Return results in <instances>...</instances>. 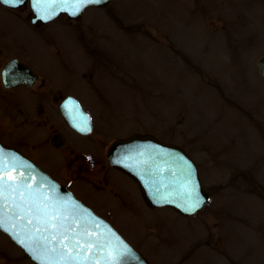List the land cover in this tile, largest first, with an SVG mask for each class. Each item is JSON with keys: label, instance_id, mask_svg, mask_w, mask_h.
<instances>
[{"label": "rangeland", "instance_id": "rangeland-1", "mask_svg": "<svg viewBox=\"0 0 264 264\" xmlns=\"http://www.w3.org/2000/svg\"><path fill=\"white\" fill-rule=\"evenodd\" d=\"M27 12L0 6V38L21 46L7 47L0 68L13 55L33 63L55 106L75 96L95 126L88 137L67 133L66 142L94 154V169L83 162L80 169L68 145L52 148L47 132L34 146L45 166L65 184L73 178L68 187L98 212L109 211L113 218H104L150 264H264V80L256 66L264 0H113L41 29ZM31 90L0 89V109L14 104L12 96L25 104ZM9 132L2 143L21 146ZM133 135L193 158L211 195L202 212L148 207L137 183L109 168L110 143ZM0 264L32 263L0 232Z\"/></svg>", "mask_w": 264, "mask_h": 264}, {"label": "water", "instance_id": "water-1", "mask_svg": "<svg viewBox=\"0 0 264 264\" xmlns=\"http://www.w3.org/2000/svg\"><path fill=\"white\" fill-rule=\"evenodd\" d=\"M111 1L101 0L99 4H89L78 12L72 7L76 0H41V3L52 4V7L47 9H37L34 0H29V3L35 16L32 22L46 24L61 14H66L69 19H78L85 9L105 8ZM0 3L11 8H17L24 4L12 6L10 3H3V0H0ZM257 68L259 75L264 79V57L258 61ZM2 79L6 88L20 84L31 86L37 80V75L21 62L14 60L4 68ZM60 111L68 125L75 131L82 135L91 132L92 125L89 118L73 98H67L60 106ZM0 157L7 159L9 163L12 157H16L19 162L30 165L29 168H18L10 172L9 175L30 176L27 183L33 190L41 188L53 204L67 203L69 209L72 204H75L74 211L77 218L82 217V223L87 224L94 236L102 238L105 247L94 249L88 253L90 257L88 261H80L78 264H117L115 261L109 262L107 254L109 250L116 254L121 250V245L126 247L129 252L121 258L119 264H148L145 258L132 248L109 223L83 205L71 192L51 179L32 162L16 151L4 148L1 144ZM107 159L112 166L122 169L136 180L144 200L150 207H169L182 215L192 216L200 212L208 203L209 195L200 184L196 165L179 147L162 143L153 137L135 136L127 140L114 141L108 150ZM42 179L44 183L41 184ZM196 200L201 202L200 205L191 209L190 205ZM0 221L4 222V227H0V230L8 235L32 262L42 264L34 257L45 251L43 241L33 237L35 225H29L27 220L19 219V209L11 206L10 199L5 203L0 198ZM15 233H19V237H16ZM20 239L25 241L23 246L19 243ZM56 246L55 242L49 245L48 255L52 264H57V262L58 264H77V262L62 259L52 253L50 249ZM31 249H38V251L33 252Z\"/></svg>", "mask_w": 264, "mask_h": 264}, {"label": "snow or ice", "instance_id": "snow-or-ice-1", "mask_svg": "<svg viewBox=\"0 0 264 264\" xmlns=\"http://www.w3.org/2000/svg\"><path fill=\"white\" fill-rule=\"evenodd\" d=\"M24 2L25 0H3V3H10L12 6H18ZM34 2L37 9L52 7L51 3H41V0H34ZM100 2L101 0H76L72 7L78 12L82 7ZM29 167L30 165L19 162L16 157H12L10 163L7 159L0 157V198L5 203L10 199L11 206L19 209V219L27 220L29 225H35L33 237L43 241L45 251L34 258L41 261L42 264H52L48 252L49 245L55 242L57 246L52 247L50 251L62 259L71 260L77 264L80 261H88L90 259L88 253L96 248L103 249L105 247L102 238L94 236L87 224L82 223V217L77 218L74 211L75 204L71 205V209L67 203L53 204L41 188L33 190L27 183L30 176L9 175L10 172L18 168ZM42 183H44L43 179L41 180ZM53 190L55 191V189ZM200 203L199 200H196L190 205V208L195 209ZM0 227H4L3 221H0ZM15 236L19 237V233H15ZM19 243L23 246L25 241L20 239ZM31 250L33 252L38 251V249ZM128 252L129 250L121 245V250L116 254H113L111 250L108 251L107 260L119 264L121 258Z\"/></svg>", "mask_w": 264, "mask_h": 264}, {"label": "flooded vegetation", "instance_id": "flooded-vegetation-1", "mask_svg": "<svg viewBox=\"0 0 264 264\" xmlns=\"http://www.w3.org/2000/svg\"><path fill=\"white\" fill-rule=\"evenodd\" d=\"M3 54H5V52L0 51V57ZM22 61L34 69V64H31L26 60ZM5 63H3L2 65H4ZM46 85L47 82L45 78L41 79L40 85L37 87V89L31 90L35 86L32 88H26L27 90L33 91V95L32 98H29L25 104L22 105L21 102H18L12 96L9 101L13 102L14 104L0 109V138L4 137L5 135H9L11 133L9 132L10 130L17 132V134H19V137L22 139L23 144L21 146L12 147L16 148L30 159L36 157H34L33 154L34 148H29V146L26 144L28 143V139H40L44 135H46L45 133L47 131L49 133L48 137H52L53 135L58 134L60 131L56 125L58 123V119L54 118V115L57 116L58 113L57 107L55 106V101L57 98L53 95L52 91L46 89ZM0 89H3V91H7L2 85L0 86ZM68 147L69 148H67V152L75 156V161L79 162L80 169L83 168V163L85 164V166H87V168L94 169L93 163L90 161L92 157L88 153L82 152L73 146ZM68 153H66V156ZM34 161H37V164H39L43 169L46 168L45 166H43V163H41L39 159ZM84 161L89 162L90 164L85 163ZM101 168H104V165H101ZM46 169L52 172L51 175L54 178L59 181L62 180L59 175L53 173V171H51L49 168ZM92 177L94 181H97L98 183H101L103 185H107L105 179H103L104 177L100 178L98 176H93V174ZM72 181L73 178L69 179L66 184L71 185ZM99 204L102 206L107 205L103 201H101Z\"/></svg>", "mask_w": 264, "mask_h": 264}]
</instances>
